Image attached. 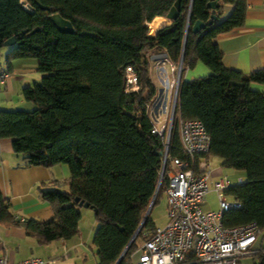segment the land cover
Returning a JSON list of instances; mask_svg holds the SVG:
<instances>
[{"label":"trees","instance_id":"trees-1","mask_svg":"<svg viewBox=\"0 0 264 264\" xmlns=\"http://www.w3.org/2000/svg\"><path fill=\"white\" fill-rule=\"evenodd\" d=\"M23 1L0 0V49L13 37L8 62L34 59L42 76L21 90L31 110H0V139L10 138L26 165L66 164L70 176L38 185L53 213L47 221L16 219L0 192L1 226L21 227L42 244L71 239L78 233L81 202L96 209V264L118 260L159 181L164 147L151 134L141 105L154 94L144 54L164 48L173 62L181 58L183 71L168 160L153 205L165 194L170 159L184 157L178 119H196L209 135L208 155L244 176L227 190L242 207L226 212L224 225L254 222L264 229V95L250 87L264 83V70L245 74L227 68L216 42L219 34L243 26L246 0H179L177 17L154 35L148 34L147 23L166 17L176 0ZM211 1L213 9L208 8ZM224 4H231L232 12L214 20ZM53 12L71 23L72 33L57 30L48 18ZM197 20L204 26L194 33ZM198 61L210 73L183 80L186 67ZM127 65L137 73L136 92H124ZM155 227L148 215L119 264H129L137 241ZM252 260L264 264V248Z\"/></svg>","mask_w":264,"mask_h":264},{"label":"built area","instance_id":"built-area-1","mask_svg":"<svg viewBox=\"0 0 264 264\" xmlns=\"http://www.w3.org/2000/svg\"><path fill=\"white\" fill-rule=\"evenodd\" d=\"M260 3L264 8V0ZM23 6H26L24 1ZM144 57L154 94L141 105V109L150 123L151 134L159 137L163 150H167L162 160L164 173L168 160V136L178 105L182 61L180 58L178 63L173 62L164 48L147 51ZM8 76V71L0 69V83L5 82ZM123 78L125 93L138 90V76L131 65L125 66ZM178 135L184 157L170 159L166 173L167 221L163 226H156L151 233H145L148 235L146 239L137 241L136 248L129 255V264H245L243 258H252L259 251L253 244L260 230L254 222L229 227L223 223L226 212L242 207L239 201L227 195L230 187L243 182L242 178L238 176L231 182L226 175L213 173L214 169L210 167L212 157L208 155L209 135L199 120L179 118ZM210 184L216 196L217 209L204 211L201 203L210 190ZM42 262L38 258L10 262L0 257V264ZM44 262L52 264L55 260Z\"/></svg>","mask_w":264,"mask_h":264},{"label":"crops","instance_id":"crops-1","mask_svg":"<svg viewBox=\"0 0 264 264\" xmlns=\"http://www.w3.org/2000/svg\"><path fill=\"white\" fill-rule=\"evenodd\" d=\"M232 9L231 4L222 5L218 15L213 14L214 20L225 19ZM156 18L163 20L161 27L170 23V20L163 16H156L152 21ZM155 33L151 34L150 29L148 31L150 35ZM216 42L222 53V62L227 68L245 74L264 70V8L260 0H246L243 26L219 34ZM9 49L10 47L6 46L0 49V69L9 72L5 82L0 83V110H31L33 104L22 98L21 90L25 86L38 82L42 74L37 71L34 59H13L8 62ZM197 63L194 67L200 65ZM204 66L198 68L202 76L210 73V70ZM188 74L189 72L186 73V78ZM250 87L264 95V83H251ZM216 170L214 169L213 173ZM69 176L70 172L66 164L51 167L26 165L23 155L13 152L11 139H0V192L8 199L10 211L16 219H33L41 222L50 220L53 217L52 210L48 203L40 198L38 185L53 180H66ZM90 211L93 210L80 208L78 233L74 237L47 244L38 243L35 238L26 235L21 227L0 225V257L10 262L38 258L43 261L40 264H46L44 261L48 259L55 260L52 264H96V258L95 261L88 258V249L93 247L92 236L96 222L88 233L85 232L82 224L83 217H87ZM253 247L264 248L262 230ZM250 264H253L252 258Z\"/></svg>","mask_w":264,"mask_h":264},{"label":"rangeland","instance_id":"rangeland-1","mask_svg":"<svg viewBox=\"0 0 264 264\" xmlns=\"http://www.w3.org/2000/svg\"><path fill=\"white\" fill-rule=\"evenodd\" d=\"M197 64H200V65H198L197 67L193 66L192 68H188L186 71L183 72V74H182L183 80H189V79L191 80V79L197 78L196 76L200 75V73L198 72L199 71L198 68H200V66H204V65H203V63H201L199 61ZM187 72H189V74L186 78L185 75ZM192 75H195V76H192ZM198 77H204V76L200 75ZM38 81H40V80H38ZM154 82H155V80H154ZM210 167L212 169H217L215 174H218V173L224 174L227 176V178L231 182H234L238 176L241 177L242 179H244V176L241 172L233 170L231 168L223 167L222 161L219 157L213 156L211 158ZM209 188H210V190L206 194L203 202L201 203V207L204 211H212V210L217 209L216 196L212 190L211 184H210ZM148 215H149V218L153 221L155 226H163L166 223L167 218H166V196H165V194H162L159 197L158 201L154 205L152 204ZM95 222L96 221L94 218V212L93 211H90V213L87 217H83L82 224L84 226V230L86 233H88L89 230L92 229ZM262 234L264 236V229L262 230ZM87 249H88V247H87ZM88 258H89V260L93 259L95 261V255H94L93 247L88 249ZM246 260H247V262H246ZM250 260H251L250 257L243 258V262L245 264H250Z\"/></svg>","mask_w":264,"mask_h":264},{"label":"water","instance_id":"water-1","mask_svg":"<svg viewBox=\"0 0 264 264\" xmlns=\"http://www.w3.org/2000/svg\"><path fill=\"white\" fill-rule=\"evenodd\" d=\"M215 4H216L215 1L209 2L208 3V8L213 9ZM178 12H179V0H176L174 5L170 8L168 13L166 14V18L168 20L172 21V20H174L177 17ZM48 18L54 24V26L57 28L58 31L64 32V33H72L73 32V28H72L71 23L68 20H66L63 17H61L57 12H53V13L49 14ZM203 26H204V23L199 21V20H197V21H195L192 24L191 30H192V32L195 33V32H198L199 30H201L203 28ZM14 43H15L14 38L10 37V38L6 39L3 42V46H6V47L12 46ZM170 134H171V129H170V132H169L168 141L170 139ZM166 153H167V150H163L162 152H160L162 157L165 156ZM162 176H163V167L161 168V171H160V176H159V181H158V184H157V188H156V190L154 192V195L152 196V199H151V201L149 203V206H148L147 210L145 211V213L143 215V218H142L140 224L138 225L137 229L135 230L134 234L132 235L129 243L126 246V248L123 250L122 254L120 255V257L118 258V260L114 264H118L119 260L122 258V256L124 255L125 251L129 247L131 242L135 239V237L138 234L139 230L141 229L144 221L147 219L149 211L151 209V206H152V204H153V202L155 200V197H156V194H157V191H158L159 184H160V181L162 179ZM79 205L83 206L85 208L88 207V208L92 209L94 213L96 212L95 208H91L87 204H83L82 205V203L80 202Z\"/></svg>","mask_w":264,"mask_h":264},{"label":"bare ground","instance_id":"bare-ground-1","mask_svg":"<svg viewBox=\"0 0 264 264\" xmlns=\"http://www.w3.org/2000/svg\"><path fill=\"white\" fill-rule=\"evenodd\" d=\"M163 20L156 18L151 22H148L147 25L150 29L151 34L155 33L162 25Z\"/></svg>","mask_w":264,"mask_h":264}]
</instances>
